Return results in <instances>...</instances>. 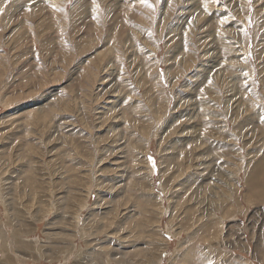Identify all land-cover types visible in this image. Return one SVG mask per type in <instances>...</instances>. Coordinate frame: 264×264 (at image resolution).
<instances>
[{
	"label": "rangeland",
	"instance_id": "rangeland-1",
	"mask_svg": "<svg viewBox=\"0 0 264 264\" xmlns=\"http://www.w3.org/2000/svg\"><path fill=\"white\" fill-rule=\"evenodd\" d=\"M149 5L0 0V264H264V0Z\"/></svg>",
	"mask_w": 264,
	"mask_h": 264
},
{
	"label": "snow or ice",
	"instance_id": "snow-or-ice-1",
	"mask_svg": "<svg viewBox=\"0 0 264 264\" xmlns=\"http://www.w3.org/2000/svg\"><path fill=\"white\" fill-rule=\"evenodd\" d=\"M141 3H144L145 5L151 6V5H149V0H141Z\"/></svg>",
	"mask_w": 264,
	"mask_h": 264
},
{
	"label": "bare ground",
	"instance_id": "bare-ground-1",
	"mask_svg": "<svg viewBox=\"0 0 264 264\" xmlns=\"http://www.w3.org/2000/svg\"><path fill=\"white\" fill-rule=\"evenodd\" d=\"M13 18V17H12ZM190 182V181H189ZM17 222V221H16Z\"/></svg>",
	"mask_w": 264,
	"mask_h": 264
}]
</instances>
